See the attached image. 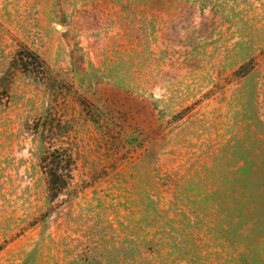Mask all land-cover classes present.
<instances>
[{
	"label": "rangeland",
	"instance_id": "rangeland-1",
	"mask_svg": "<svg viewBox=\"0 0 264 264\" xmlns=\"http://www.w3.org/2000/svg\"><path fill=\"white\" fill-rule=\"evenodd\" d=\"M0 264H264V0H0Z\"/></svg>",
	"mask_w": 264,
	"mask_h": 264
},
{
	"label": "trees",
	"instance_id": "trees-1",
	"mask_svg": "<svg viewBox=\"0 0 264 264\" xmlns=\"http://www.w3.org/2000/svg\"><path fill=\"white\" fill-rule=\"evenodd\" d=\"M33 58L39 61L37 57ZM53 166L45 168V176L48 184L50 199L57 197L71 180L72 160L66 150H56L52 153Z\"/></svg>",
	"mask_w": 264,
	"mask_h": 264
}]
</instances>
